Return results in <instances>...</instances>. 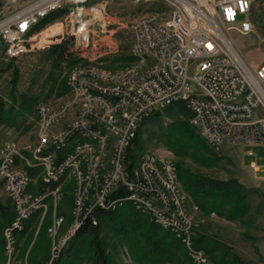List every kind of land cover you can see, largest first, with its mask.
I'll use <instances>...</instances> for the list:
<instances>
[{"label": "built area", "instance_id": "obj_1", "mask_svg": "<svg viewBox=\"0 0 264 264\" xmlns=\"http://www.w3.org/2000/svg\"><path fill=\"white\" fill-rule=\"evenodd\" d=\"M174 10L153 12L140 17L133 26L134 39L130 53L146 59L147 75L134 71L135 62L124 63V69L105 65L101 54L93 52L83 55L68 72V80H76L77 105L68 112H59L58 124H52V139L49 148H41L38 156L49 157L51 172L55 167L64 169V176L74 177L75 166H81L87 153H95L94 169L89 170L90 192L81 217H76V226L86 221V213H94V206L100 202H111L118 194V186L124 182H135V188L151 192L149 206L159 210L164 229L179 238L191 235L195 222L191 212L185 209L188 193L176 181L177 166L169 157L154 153L141 164V173L133 172L130 163V141L138 127V120L151 115L154 109L173 102L192 100L191 123L200 128V122L211 125V133H203L222 147L226 143L264 144V63L247 61L230 36L235 30L248 34L253 30L251 12L257 0H170ZM108 0H0V52L16 59L29 52L40 50L55 43L53 29L64 22L56 20L39 31H29L35 18L48 17V10L55 7H69L65 22L75 24L85 14L99 12L105 16ZM244 15L245 20L238 17ZM60 18V19H61ZM75 20V22L73 21ZM82 45H90L88 40ZM101 53V52H100ZM116 68V75L106 76V69ZM87 81V92H78V82ZM198 85L199 92L190 91L189 82ZM49 101L36 104L37 116L49 114ZM109 127L114 133L116 146H109V156L104 164H97V145L86 146V139L94 138V131ZM5 163L0 164V180H4L5 191L12 195L20 215H29L30 220L37 213H29V206L46 204V197L58 195V187L44 182L43 193L31 188V175L18 168L17 156L26 155V146L14 139L6 140ZM75 148V155H68L65 165H55L57 153H66ZM156 166H163V174H156ZM253 175L260 166H249ZM264 168V166H262ZM99 172H106V180H99ZM50 174V173H46ZM174 181L173 194H181L182 209H175L172 201H165L162 186ZM60 195H58L59 197ZM133 193L127 201H133ZM113 206V210L122 208ZM200 208L194 204V212ZM74 215V213H73ZM95 214L94 225L99 223ZM24 224V228L27 223ZM23 231H9L10 254L16 255L17 234ZM68 232L62 235L58 247ZM196 264L206 263L203 254H195ZM13 264H23L16 263Z\"/></svg>", "mask_w": 264, "mask_h": 264}, {"label": "rangeland", "instance_id": "obj_2", "mask_svg": "<svg viewBox=\"0 0 264 264\" xmlns=\"http://www.w3.org/2000/svg\"><path fill=\"white\" fill-rule=\"evenodd\" d=\"M167 10V6L158 0H108L105 16L99 12L96 13V17L85 14L79 18L78 23L73 20L75 24H67L65 17L59 18V22L63 21L64 24L55 27L53 31L61 33L55 36V43L45 48L29 52L16 59H11L0 52V101L4 103L6 111H11L12 115L9 122L0 123V147L9 139H14L28 150L36 147L39 132L36 126V104L42 100L49 101L53 110L59 108L69 98V92L60 96L57 94L58 84L62 79L67 78L70 70L68 61L59 63L55 61L49 52L51 46L66 41L67 54H71L72 59L77 60V63L83 60V55H91L95 52L102 55L100 60L105 65L123 67L124 62L120 58L130 55L135 22L149 13L167 12ZM250 17L253 23V30L250 33L241 34L233 30L230 36L247 61L262 64L264 63V0L256 1ZM238 20L244 21L245 16H239ZM87 40L90 45H82L81 42ZM189 86L193 94L199 92L195 82L190 81ZM31 100H34L33 109L31 112H25L21 105ZM161 112V115L144 125L141 137L142 148L138 149L139 157L134 163L139 162L143 154L153 156L154 153L161 154L172 159L173 163L181 162L194 174L215 180L236 179L252 189L253 193L249 194L247 199L248 211L237 218L219 215L218 212H206L188 191L185 189L183 191L191 198L186 199V209L191 212L192 222H195L193 235L206 237L207 244L212 249L207 262L203 264H264V168H262L264 144L226 143L216 149L196 128V133L204 147L195 151L194 147L189 146L186 148V153L181 151L177 153L175 148L180 149L178 142L174 140L168 128L177 119L184 120L188 116L178 108L172 114ZM253 163L261 167L256 176L249 168ZM75 187L71 177L68 179L66 177L59 189L61 199L52 201L49 198L47 209L33 217L24 234H17L16 255L13 254L11 257L5 248V227L2 229L3 218L0 213L2 264H13V262L90 264L87 243L89 240L71 244L75 234L70 235L72 232L70 227L74 226L76 217H79L76 211ZM0 202L6 207L13 206L1 180ZM194 204L200 208L199 212H194ZM124 206L129 208L133 205L131 202H126ZM29 221L30 219L27 223ZM65 232H68V238L63 240V246L58 247ZM174 236L172 235L175 240ZM100 237L104 240L107 258L112 264H138L130 246L135 248L138 257H145L147 243L143 240L142 234L133 232L131 226L125 224L122 231L104 226ZM179 240L182 242V238ZM193 243L195 246L194 239ZM188 256L175 250L174 255L165 256L160 264H196L189 252ZM149 262L151 261L144 264Z\"/></svg>", "mask_w": 264, "mask_h": 264}, {"label": "trees", "instance_id": "obj_3", "mask_svg": "<svg viewBox=\"0 0 264 264\" xmlns=\"http://www.w3.org/2000/svg\"><path fill=\"white\" fill-rule=\"evenodd\" d=\"M68 11L69 7L66 6L50 13L48 17L40 20V22L31 31H39V28L50 25L51 22L65 16ZM49 52L58 63L67 60L68 67L70 69L77 63V60L72 59L71 54H67L66 41L51 46ZM120 59L124 63H127L132 60V57L129 55ZM66 79L67 78L62 79L58 84L57 94L59 96L66 94L69 91ZM33 106L34 100L25 102V104L21 105L25 112H31ZM176 108L183 110L188 116L187 119L184 120L177 119L176 122L168 128L174 136V140L178 142L177 144L180 149L178 150L174 147L176 152L186 153V148L189 146L194 147L195 151H198L202 146L204 147L201 138L196 133V128L190 123L191 112L187 108L186 104L184 102H174L171 106L169 105L163 110H158L143 120L131 148L130 157L132 161H137L139 157V153L137 151L142 148L141 137L144 125L161 115V111L167 114H172ZM11 116V111L7 112L4 103L0 101V123L9 122ZM175 164L178 170V178L183 189L188 191L193 196L195 202L199 204L201 209L206 212H218L219 215H226L229 218H237L246 214L249 209L247 199L249 194L253 193L252 189L247 188L236 179L226 181L210 179L192 173L190 170L185 168L181 162ZM29 171L31 175L36 176L38 169H29ZM48 184L52 187H58V185H60L57 183ZM31 188L35 193H42L44 191V182L41 178H37V180L31 184ZM124 194H126V190L122 189L118 192V194H116V196H114V199L119 198ZM123 204L125 205V203ZM0 213L3 218L2 229H4V227H6L14 217V207H6L0 202ZM38 214L39 213H37V215ZM95 214H99L98 217L100 220L98 225H94L90 222L95 221ZM36 216H34V218ZM32 221L33 218L27 223L25 230L20 233L21 235L27 231V228L30 226ZM125 224L129 227L131 226L133 228V232L142 234L143 240L147 243L144 258L138 257L135 253V248L130 246L133 257L138 264H144L149 260L151 261L149 264H160L163 262L165 256L169 257L174 255L175 250H179L189 257L187 249L182 242L176 238L177 236L174 233L165 230L160 225L153 222L147 215L142 214L134 206L129 208L123 206L118 210L97 207L94 209V213L89 214L86 217V221L82 225L78 226V229L74 232L75 235L71 239V244L74 245L75 242L84 243L89 240L87 242L89 247L88 262L90 264H112L107 258L108 255L106 254L104 240L101 239L100 232L104 226L115 231H122ZM172 235H175V240ZM194 240L195 247L204 249L210 256L212 249L209 244H207V238L201 235L195 237ZM143 259H145V261ZM0 264H2V262H0ZM33 264H40V262Z\"/></svg>", "mask_w": 264, "mask_h": 264}, {"label": "bare ground", "instance_id": "obj_4", "mask_svg": "<svg viewBox=\"0 0 264 264\" xmlns=\"http://www.w3.org/2000/svg\"><path fill=\"white\" fill-rule=\"evenodd\" d=\"M161 3H164L167 6V12L170 10H174V2L170 0H158ZM60 8L63 7H55L48 10V15ZM46 17H38L35 18V22H30L29 24V31H31L39 22L40 20ZM132 60L130 62L134 63V71H140V75H147V66H146V59H139V55L136 53H130ZM117 69H124L123 67H119ZM116 75V69H106V76H113ZM67 86L69 88V98L67 101H64L59 108L51 109L50 104V112L49 114H40V117L37 116L36 111V126L38 129V144L36 147L29 149L26 148V155H19L17 156V164L18 168L22 172H26L27 174L31 175L29 169H38L36 176L31 175L33 184L37 178H41L43 182L52 183V184H60L58 185V195L59 189L63 182L65 181L66 177L64 176V169L62 167H55L54 170L51 172V160L49 157L38 156L41 152V148H49L50 141L52 139V124H58L59 122V112H68L72 110L75 105H77V95L76 90H73L71 87H76V80H68L67 79ZM78 92L79 93H86L87 92V81H79L78 82ZM174 103V102H173ZM187 108L192 107V100H184ZM169 105H163L154 109L152 113L163 110ZM190 110V108H188ZM191 112V110H190ZM151 113V114H152ZM149 115H144L143 118L138 120V127L134 132V137H132L130 141V148H132L133 141L135 140L139 127L143 120L148 117ZM190 123H191V116H190ZM193 125V123H191ZM201 134V136L214 148L219 149L218 143L211 141L210 138L203 136V133H211V125L208 122H200V128H197ZM97 140L99 141L98 151L96 152V160L97 164H104L105 158L109 156V146H116V137L114 133H109V127H102V131H94V138L86 139V146H95L97 145ZM132 150V149H131ZM5 152V145L0 147V154H4ZM68 155H75V148H67L66 153H57L55 156V165H65L68 162ZM146 157H153L151 154H143L139 158V162L134 163L130 157V163L133 165V172L134 173H141V164H143V160H146ZM5 163V156H0V164ZM95 163V153H87L85 157V161L82 162L81 166H75L74 169V177H71L74 184L76 185L75 190V201L77 204L76 211L81 217L82 211H84V207L86 205V195H82V192H90V181H85V179L89 178V170L94 169ZM50 173V174H46ZM156 174H163V166H156ZM99 180H106V172H99ZM4 189L5 183L4 180H1ZM176 181L179 186H182L178 174H176ZM61 182V183H60ZM122 189L126 190V194L123 196L114 199L113 203L111 202H100L94 206V209L97 207L105 208V209H113V206H121L123 203L131 202L133 206L143 214L149 216V218L155 222L156 224L160 225L164 228V222L160 221L159 219H154L153 217H159V210H154V207L149 206L148 202H151V192L144 191L140 188H135V182H124L118 186V192ZM174 191V181H166V186H162V194H164L165 201H172L173 207L175 209H182V200L181 194H173ZM41 193V192H40ZM43 193V192H42ZM133 193V201H127V195ZM49 195L46 197V204L42 205L39 208V204H32L29 206V213H41L47 209L48 199L51 198L52 201H59L61 195ZM12 200V195H9ZM13 207H14V217L11 222L5 227L4 229V244L8 245V236L9 231H23L25 230L24 224L30 219L29 215H20L19 220H17V209L15 200H12ZM185 209H186V199H185ZM187 210V209H186ZM188 212V211H187ZM91 213H86V217ZM62 220L59 221L61 223ZM76 226V222L74 224ZM79 226V225H78ZM77 227H73V231L70 235H74V232ZM194 230V227H193ZM181 239V238H179ZM182 244L187 248L190 257L193 261L196 262L195 254H203V260L207 262L208 254L203 249H198L194 246L192 236L191 235H184L182 238ZM10 257L13 254H10L9 247H5ZM12 263V261H11ZM201 264V263H199ZM203 264V263H202Z\"/></svg>", "mask_w": 264, "mask_h": 264}, {"label": "crops", "instance_id": "obj_5", "mask_svg": "<svg viewBox=\"0 0 264 264\" xmlns=\"http://www.w3.org/2000/svg\"><path fill=\"white\" fill-rule=\"evenodd\" d=\"M12 203V202H11Z\"/></svg>", "mask_w": 264, "mask_h": 264}]
</instances>
